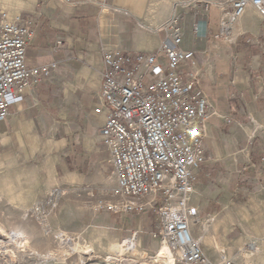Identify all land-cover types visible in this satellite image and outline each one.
<instances>
[{
  "label": "crops",
  "instance_id": "0c3cea01",
  "mask_svg": "<svg viewBox=\"0 0 264 264\" xmlns=\"http://www.w3.org/2000/svg\"><path fill=\"white\" fill-rule=\"evenodd\" d=\"M214 2L0 0L8 22L36 30L27 49L28 68L58 65L50 77L25 89L22 101L0 122L1 228L22 230L24 213L55 187L65 195L87 187L102 195L111 192L106 174L113 169L112 158L100 135L109 116L100 94L104 52H159L165 38L160 29L173 18L183 30V48L195 54L210 107L205 162L196 171L191 197L195 222L214 217L203 243L208 246L218 230L228 234L223 222L238 203L255 204L264 213V21L250 8L235 27V45L216 40L220 10ZM212 10L219 13L215 22ZM199 21L208 22L207 41L194 38ZM134 201L148 209L121 221L116 240L133 229L142 235L159 226L151 197ZM261 219L247 238L264 239V215Z\"/></svg>",
  "mask_w": 264,
  "mask_h": 264
},
{
  "label": "built area",
  "instance_id": "2783aa9c",
  "mask_svg": "<svg viewBox=\"0 0 264 264\" xmlns=\"http://www.w3.org/2000/svg\"><path fill=\"white\" fill-rule=\"evenodd\" d=\"M221 10L217 39L229 40L234 27L248 9L264 21V0H218ZM160 31L165 33L161 52L104 54L101 98L109 116L100 135L111 154L117 185L113 196L120 202L101 203L100 208L115 215L144 211L134 200L151 197V208L159 216V234L168 248L161 259L170 264H240L227 256L212 259L194 238L192 221L198 211L191 205L196 171L205 162L204 128L209 104L199 89L195 54L185 50L184 33L173 18ZM36 30L8 22L0 11V122L9 109L23 99V91L39 85L57 69V64L29 69L27 49ZM208 34L207 21L194 28L197 39ZM138 233L118 243L108 257L112 264H141L135 251ZM160 253V252H159ZM158 253V255H159Z\"/></svg>",
  "mask_w": 264,
  "mask_h": 264
},
{
  "label": "rangeland",
  "instance_id": "374dc122",
  "mask_svg": "<svg viewBox=\"0 0 264 264\" xmlns=\"http://www.w3.org/2000/svg\"><path fill=\"white\" fill-rule=\"evenodd\" d=\"M217 1L214 2L216 7H218ZM211 20L213 22L219 20L217 11L212 10ZM235 27L234 36L229 40H225L232 45L236 44L239 37L238 33L235 32ZM217 35L215 36L216 40H224L217 39ZM194 38L197 39L195 35ZM209 38L210 30L208 26L207 37L197 40L207 41ZM106 52L108 51H105L104 54ZM122 52L129 54V52ZM159 52H161V49ZM197 71L196 67L192 65L184 68L186 73L196 72L198 74L197 81L200 89V74ZM209 116L210 114L208 119ZM204 130L206 131V128ZM115 179L117 181L114 169H108L106 180L109 185H113L112 193L107 192L103 195L98 193L97 189H94L93 192V189L91 188V190L88 187L86 192L83 190L84 193L76 191L65 195L61 188L55 187L36 207L24 213L22 230L14 227H0V232L4 231L5 234L10 235V238L0 236V264H97L99 261L110 260L107 258L118 250V243L133 236L134 233H138L139 242V248L135 251L136 259L141 261V264H150L160 259L161 255L166 254L161 249L165 245L159 234V226L156 227L155 224L147 230L148 233L141 235L139 230L133 229L123 235L124 237L120 240L114 238L117 233L116 228L122 224L120 222L128 219V215L135 214L134 212L115 215L100 208L101 203L123 200L113 196ZM159 206L158 204L155 209L158 210ZM146 209L148 208L146 207ZM71 210L74 212H69ZM227 214L229 216L225 217L223 223L228 225V234L222 229L218 230L216 234H212L208 246L203 243V231L207 228L206 224L210 222L207 224L209 226L214 217H210L205 221L202 220V222L194 221L198 216L193 219L192 233L194 238L200 241L205 255L212 259L222 255L227 256L240 264H264V239L258 241L246 237H251L256 230V225L262 223L261 218L264 213L255 204L238 203ZM78 216H80V220ZM19 232H22L26 238L23 244L20 242L21 240L16 238ZM198 235L201 236L198 237ZM235 237L237 238L234 239ZM66 239H72V242L69 244ZM141 239L142 243L140 242ZM116 244L117 246H115ZM159 261L160 263L166 261L169 264V259Z\"/></svg>",
  "mask_w": 264,
  "mask_h": 264
},
{
  "label": "bare ground",
  "instance_id": "6f19581e",
  "mask_svg": "<svg viewBox=\"0 0 264 264\" xmlns=\"http://www.w3.org/2000/svg\"><path fill=\"white\" fill-rule=\"evenodd\" d=\"M0 236L1 237H9L10 238V235H8V234H5V232L4 231H1L0 232ZM16 238L18 239V240H21L20 242H22V244H23V242H24V239H26L25 238V236L23 235V233L22 232H20V233H18L17 234V236H16ZM62 238H64L63 236H62ZM63 240V239H62ZM66 241H68V243L70 244L71 242H72V239H66ZM162 251L163 252H165V253H167V251H168V248L166 247V246H163L162 248ZM166 259H169V264L171 263V258H166ZM160 259H157L156 261H154V262H152V263H150V264H168L166 261H165V263H164V261H162V263H160V261H159ZM97 264H112L111 263V260H105V261H99V262H97Z\"/></svg>",
  "mask_w": 264,
  "mask_h": 264
}]
</instances>
